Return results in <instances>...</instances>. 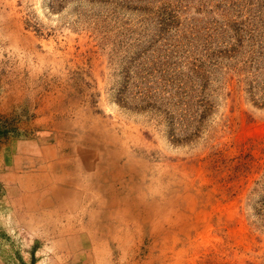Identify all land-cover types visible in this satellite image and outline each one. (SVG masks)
I'll list each match as a JSON object with an SVG mask.
<instances>
[{"label": "rangeland", "instance_id": "1", "mask_svg": "<svg viewBox=\"0 0 264 264\" xmlns=\"http://www.w3.org/2000/svg\"><path fill=\"white\" fill-rule=\"evenodd\" d=\"M0 118V264H264V0H0Z\"/></svg>", "mask_w": 264, "mask_h": 264}, {"label": "bare ground", "instance_id": "2", "mask_svg": "<svg viewBox=\"0 0 264 264\" xmlns=\"http://www.w3.org/2000/svg\"><path fill=\"white\" fill-rule=\"evenodd\" d=\"M3 23V22H2ZM48 154V153H47ZM45 164V163H44ZM59 164H61V162L59 163ZM57 165V164H56ZM58 166V165H57ZM56 166V167H57ZM60 166V165H59ZM50 167H52V166H50ZM49 170V169H48ZM38 172V171H37ZM51 173V172H50ZM56 175V174H55ZM46 176V175H45ZM52 176H53V174H52ZM69 177V176H68ZM60 179V181H59V179ZM47 180L46 181H44V182H42V188H43V190H44V192L42 193V195H40V196H42L41 197V202H44L45 204H51V199H53V192H58V193H60V194H62V196H64V197H66V196H69V194L68 193H72V194H76L77 196H78V192L76 193V191H74V186H73V184L76 186V184H77V182L76 181H74L72 178H67V176L65 175V177H59V176H56V177H52V179H53V181H51L48 177L46 178ZM59 182V183H58ZM58 183V184H57ZM32 184V183H31ZM63 185V186H62ZM69 188L70 189H72L73 191L71 192L70 190H69ZM74 188V189H73ZM35 192V191H34ZM40 192V191H39ZM39 195V194H38ZM38 198V197H37ZM88 199V198H87ZM38 200V199H37ZM37 200H35V201H37ZM83 200H81V202H82ZM38 202H39V200H38ZM86 202V201H85ZM67 203V202H66ZM38 204V203H37ZM44 204V205H45ZM60 205H63V202L62 203H60ZM69 204H67V206H68ZM84 205V204H83ZM46 206V205H45ZM67 206H64V207H67ZM72 207V206H71ZM88 207V206H87ZM61 208V207H60ZM95 210V209H94ZM49 212V211H48ZM51 214V213H50ZM68 215V214H67ZM58 219V218H57ZM59 222V221H58ZM67 222H69V219H67ZM67 222H66V224H67ZM56 224H58V223H56ZM83 224V223H82ZM82 224L80 223L79 225H81V227H82ZM64 224H62V226H63ZM67 227L69 228V227H71V225H69V224H67ZM55 228H57L56 226H54V229ZM59 228V227H58ZM72 230L73 231V229L72 228H69L68 230ZM79 229H80V226H79ZM82 229V228H81ZM70 230V232L69 233H67L68 235H71V234H73L74 232H72ZM61 234H62V232L61 231H59ZM58 232V233H59ZM64 232V231H63ZM59 233V234H60ZM72 236V235H71ZM70 237V236H69ZM58 246V245H57ZM56 246V247H57Z\"/></svg>", "mask_w": 264, "mask_h": 264}, {"label": "trees", "instance_id": "3", "mask_svg": "<svg viewBox=\"0 0 264 264\" xmlns=\"http://www.w3.org/2000/svg\"><path fill=\"white\" fill-rule=\"evenodd\" d=\"M7 123L4 121V119L0 118V139L8 135L12 129L7 127ZM24 264V263H23Z\"/></svg>", "mask_w": 264, "mask_h": 264}]
</instances>
